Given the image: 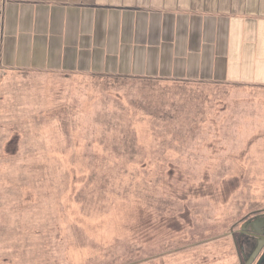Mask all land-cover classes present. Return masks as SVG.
<instances>
[{
    "label": "rangeland",
    "instance_id": "rangeland-1",
    "mask_svg": "<svg viewBox=\"0 0 264 264\" xmlns=\"http://www.w3.org/2000/svg\"><path fill=\"white\" fill-rule=\"evenodd\" d=\"M8 76L0 264H239L230 233L264 208V88Z\"/></svg>",
    "mask_w": 264,
    "mask_h": 264
},
{
    "label": "crops",
    "instance_id": "crops-1",
    "mask_svg": "<svg viewBox=\"0 0 264 264\" xmlns=\"http://www.w3.org/2000/svg\"><path fill=\"white\" fill-rule=\"evenodd\" d=\"M0 70L264 88V0H0Z\"/></svg>",
    "mask_w": 264,
    "mask_h": 264
},
{
    "label": "flooded vegetation",
    "instance_id": "flooded-vegetation-1",
    "mask_svg": "<svg viewBox=\"0 0 264 264\" xmlns=\"http://www.w3.org/2000/svg\"><path fill=\"white\" fill-rule=\"evenodd\" d=\"M239 264H264V208L241 219L230 233Z\"/></svg>",
    "mask_w": 264,
    "mask_h": 264
},
{
    "label": "trees",
    "instance_id": "trees-1",
    "mask_svg": "<svg viewBox=\"0 0 264 264\" xmlns=\"http://www.w3.org/2000/svg\"><path fill=\"white\" fill-rule=\"evenodd\" d=\"M4 74H5V73H3V72L0 70V83H1V81H2V79H3L2 77L4 76Z\"/></svg>",
    "mask_w": 264,
    "mask_h": 264
}]
</instances>
